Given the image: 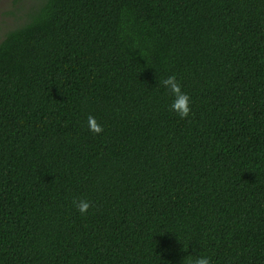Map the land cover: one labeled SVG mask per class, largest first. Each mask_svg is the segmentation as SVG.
I'll return each mask as SVG.
<instances>
[{"label":"trees","instance_id":"obj_1","mask_svg":"<svg viewBox=\"0 0 264 264\" xmlns=\"http://www.w3.org/2000/svg\"><path fill=\"white\" fill-rule=\"evenodd\" d=\"M42 1L0 41V264H264V0Z\"/></svg>","mask_w":264,"mask_h":264},{"label":"clouds","instance_id":"obj_2","mask_svg":"<svg viewBox=\"0 0 264 264\" xmlns=\"http://www.w3.org/2000/svg\"><path fill=\"white\" fill-rule=\"evenodd\" d=\"M163 86L169 90L173 95V101L170 105V109L177 113L180 117L188 116L190 112V97L181 90L180 83L175 75H170L161 81ZM89 129L93 133H99L102 131L101 126L96 122L94 117L88 119ZM77 210L84 214L89 209V202L87 200L74 201ZM191 264H210V260L207 256H198Z\"/></svg>","mask_w":264,"mask_h":264},{"label":"rangeland","instance_id":"obj_3","mask_svg":"<svg viewBox=\"0 0 264 264\" xmlns=\"http://www.w3.org/2000/svg\"><path fill=\"white\" fill-rule=\"evenodd\" d=\"M42 4V0H25L16 9L13 0H0V41L9 30L23 24Z\"/></svg>","mask_w":264,"mask_h":264}]
</instances>
